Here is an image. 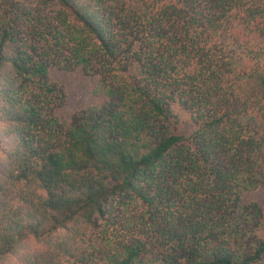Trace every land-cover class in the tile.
Returning a JSON list of instances; mask_svg holds the SVG:
<instances>
[{"label": "trees", "instance_id": "1", "mask_svg": "<svg viewBox=\"0 0 264 264\" xmlns=\"http://www.w3.org/2000/svg\"><path fill=\"white\" fill-rule=\"evenodd\" d=\"M259 190L264 0H0V264H264Z\"/></svg>", "mask_w": 264, "mask_h": 264}, {"label": "rangeland", "instance_id": "2", "mask_svg": "<svg viewBox=\"0 0 264 264\" xmlns=\"http://www.w3.org/2000/svg\"><path fill=\"white\" fill-rule=\"evenodd\" d=\"M84 84V81H82L78 76L76 75L71 79V83L69 86L70 94H69V106L71 105V108H74L80 100L85 101L86 99L83 97V89L82 86ZM252 199L259 202V204L262 206L264 210V190H259L252 194Z\"/></svg>", "mask_w": 264, "mask_h": 264}]
</instances>
